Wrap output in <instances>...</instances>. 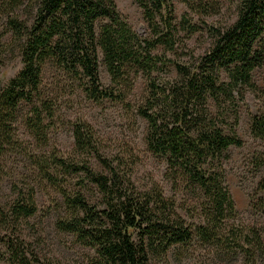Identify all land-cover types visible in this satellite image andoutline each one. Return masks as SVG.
Listing matches in <instances>:
<instances>
[{
  "label": "trees",
  "instance_id": "trees-1",
  "mask_svg": "<svg viewBox=\"0 0 264 264\" xmlns=\"http://www.w3.org/2000/svg\"><path fill=\"white\" fill-rule=\"evenodd\" d=\"M133 1L150 36L135 31L114 0H0V154L20 143L16 123L24 104L31 106L23 127L36 148L47 144L53 112L39 98L47 62L78 79L95 101H124L141 73L146 86L136 110L147 122V149L164 158V177L173 187L198 191L196 216L187 210L194 217L188 221L157 182L137 187L123 160L105 156L91 125L78 120L72 124L73 158L55 148L28 154L61 196L65 213L57 229L91 248L94 264H164L178 245L189 247L191 264L237 256L242 264H261L263 239L257 227L238 220L222 161L230 146L242 145L236 126L245 92L260 91L252 73L264 64V0H237L234 21L221 27L206 20L219 13V0H181L187 10L178 23L173 0ZM204 29L213 43L196 55L185 40ZM8 53L22 67L3 81ZM99 54L107 86L98 76ZM249 129L264 139V112L251 115ZM91 159L102 171L93 169ZM72 175L77 188L67 185ZM16 187L13 202L0 212L13 229L37 211L34 186ZM86 189L94 191L93 199ZM0 262L52 264L19 232L1 226Z\"/></svg>",
  "mask_w": 264,
  "mask_h": 264
},
{
  "label": "rangeland",
  "instance_id": "rangeland-1",
  "mask_svg": "<svg viewBox=\"0 0 264 264\" xmlns=\"http://www.w3.org/2000/svg\"><path fill=\"white\" fill-rule=\"evenodd\" d=\"M114 2L135 31L143 36H150L142 10L133 0ZM236 2L237 0H219V13L206 18L207 22L217 27L232 23L236 17ZM173 5L175 22L178 23L187 7L181 0H173ZM192 18L193 21H198L196 15ZM180 35L183 36L184 32H180ZM185 43L196 55H201L211 47L213 38L204 29L186 38ZM156 51L171 54L162 47H158ZM21 67L20 58L15 53H8L2 67L3 81L15 75ZM171 74L174 76V71ZM252 74L260 91H246L244 100L239 105L236 131L242 139V145L230 146L222 164L226 183L238 210V220L257 227L264 242V188L261 187V183L264 184V139L253 137L249 129L251 115L264 112V64L254 69ZM98 76L104 86L109 85V75L101 54ZM41 78L39 98L47 101L53 112L47 144L41 150L36 148L33 138L23 127L21 118L31 106L24 104L19 108L16 123L20 143L14 149L0 154V212L7 210L13 202L16 186H34L37 211L18 223L14 229L12 224L0 219L1 228L19 232L41 258L49 259L52 264H94L91 248L77 242L71 233L57 229L56 221L65 213L61 196L34 170L28 155L55 148L64 157L73 158L76 152L72 124L78 120L91 125L100 144V151L105 156H118L123 160L137 187L146 188L152 182H157L165 195L176 201L178 211L188 221L193 220L194 217L187 210L192 211V216H196L200 200L198 191L193 192L183 186L173 187L164 177V158L147 149V122L136 110L144 94L145 76L141 73L137 75L131 91L122 102L109 99L95 101L89 98L79 80L64 73L52 61L43 65ZM90 162L93 169L102 171L98 161L91 159ZM66 179L69 187H78L77 176H67ZM85 193L92 199L95 195L90 189H86ZM193 205H196L195 209ZM188 248L182 245L171 248L164 264H191ZM228 258L218 257L215 264H242L241 256L232 261Z\"/></svg>",
  "mask_w": 264,
  "mask_h": 264
},
{
  "label": "water",
  "instance_id": "water-1",
  "mask_svg": "<svg viewBox=\"0 0 264 264\" xmlns=\"http://www.w3.org/2000/svg\"><path fill=\"white\" fill-rule=\"evenodd\" d=\"M140 34V33H139Z\"/></svg>",
  "mask_w": 264,
  "mask_h": 264
}]
</instances>
